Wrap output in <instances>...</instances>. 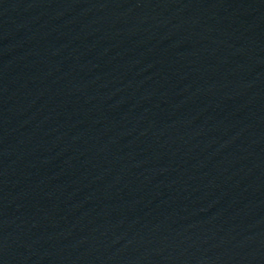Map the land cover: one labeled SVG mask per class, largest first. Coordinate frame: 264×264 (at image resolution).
Here are the masks:
<instances>
[{
  "label": "water",
  "instance_id": "95a60500",
  "mask_svg": "<svg viewBox=\"0 0 264 264\" xmlns=\"http://www.w3.org/2000/svg\"><path fill=\"white\" fill-rule=\"evenodd\" d=\"M0 264H264V0H0Z\"/></svg>",
  "mask_w": 264,
  "mask_h": 264
}]
</instances>
